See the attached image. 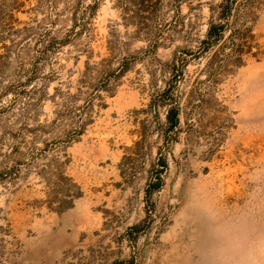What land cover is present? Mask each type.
I'll return each mask as SVG.
<instances>
[{"label":"rangeland","instance_id":"rangeland-1","mask_svg":"<svg viewBox=\"0 0 264 264\" xmlns=\"http://www.w3.org/2000/svg\"><path fill=\"white\" fill-rule=\"evenodd\" d=\"M0 264H264V0H0Z\"/></svg>","mask_w":264,"mask_h":264},{"label":"trees","instance_id":"trees-1","mask_svg":"<svg viewBox=\"0 0 264 264\" xmlns=\"http://www.w3.org/2000/svg\"><path fill=\"white\" fill-rule=\"evenodd\" d=\"M168 118H170V117H168ZM170 125H171V127H173L174 125H176L177 124V122H178V118L176 117V116H173L172 118H170Z\"/></svg>","mask_w":264,"mask_h":264}]
</instances>
